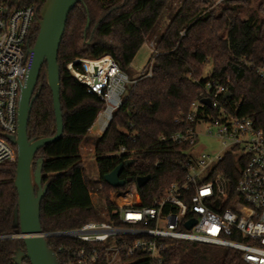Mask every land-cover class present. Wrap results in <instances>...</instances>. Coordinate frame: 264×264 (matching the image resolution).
Instances as JSON below:
<instances>
[{
    "label": "trees",
    "instance_id": "trees-1",
    "mask_svg": "<svg viewBox=\"0 0 264 264\" xmlns=\"http://www.w3.org/2000/svg\"><path fill=\"white\" fill-rule=\"evenodd\" d=\"M45 1L23 0V3L35 4L39 19ZM170 2L81 0L71 11L58 53L64 131L60 139L45 145L36 155L44 158L42 183L48 184L41 203L43 232L77 229L90 221L105 220L94 205V188L88 181L81 152L104 103L99 96L87 92L68 69L69 63L77 58L111 56L128 74L135 56ZM250 5V0L182 1L156 43L149 65L131 86L107 130L96 137L99 173L96 191L109 214L116 208L114 194L124 191L129 183L113 187L104 177L127 159L134 161L123 169L122 179L150 177L145 185L137 186L145 206L151 205L171 183L185 177L189 146L170 137L186 129L177 120L189 111L207 81L225 85L231 93V103L239 106L237 114L251 118L256 127L264 130V80L255 69L264 62V0H258L255 9ZM88 19L90 26L86 30ZM38 32L37 24L33 44ZM208 63H212V71L204 78ZM150 64L152 74L147 76ZM38 86L42 89L33 103L28 123L31 139L52 136L56 130L46 64L41 69ZM121 147L126 150L118 154ZM241 167L235 155L228 153L213 171L228 179L232 195L237 190ZM15 173L16 161L0 164V235L20 233L19 227L14 226L18 201ZM47 242L60 262L63 258L58 253L60 245L89 246L69 237H48ZM105 245H96L97 264L107 262ZM19 248L25 249L22 239H0V264H9ZM162 259L161 264H247L240 250L185 240L173 241ZM131 264L157 263L147 260Z\"/></svg>",
    "mask_w": 264,
    "mask_h": 264
},
{
    "label": "built area",
    "instance_id": "built-area-1",
    "mask_svg": "<svg viewBox=\"0 0 264 264\" xmlns=\"http://www.w3.org/2000/svg\"><path fill=\"white\" fill-rule=\"evenodd\" d=\"M37 24L35 4L0 0V164L17 159L16 147L6 136L17 133L21 87L33 62L32 38ZM92 63L101 64L96 72L91 70ZM151 65L147 76L152 74ZM68 69L89 94L103 101L95 121L101 135L137 79L130 80L111 56L77 58ZM255 69L264 80V62ZM227 92L225 85L207 81L189 111L177 120L186 129L170 138L189 146L185 177L171 183L151 205H143L133 182L114 194L116 208L112 214L103 213L105 220L90 221L77 229L44 232L46 238L69 237L89 244L60 245L61 264H97L96 245L100 243H106V264L147 260L161 264L175 240L234 248L242 251L247 264H264V130L251 118L237 114L238 104L224 98ZM202 129L220 141L222 151H196ZM125 150L121 147L118 154ZM228 153L242 163L234 195L228 179L213 174ZM191 221L194 223L188 229ZM19 236L0 235V239ZM9 264L16 263L12 259Z\"/></svg>",
    "mask_w": 264,
    "mask_h": 264
},
{
    "label": "water",
    "instance_id": "water-1",
    "mask_svg": "<svg viewBox=\"0 0 264 264\" xmlns=\"http://www.w3.org/2000/svg\"><path fill=\"white\" fill-rule=\"evenodd\" d=\"M81 0H46L38 19L39 32L32 51L34 58L25 83L21 87L18 108V129L16 135L6 138L16 147V173L14 184L18 192L17 207L14 211V226L19 227V239L25 244V249L19 248L13 257L16 264H61L57 253L49 246L46 234L41 225V203L47 194L48 184L43 185L44 158H36L37 152L45 145L51 144L63 135L64 123L60 100V65L58 53L63 40L68 17ZM90 26L87 20L86 30ZM46 64L47 84L52 91L53 107L56 119L54 135L31 139L28 133V123L32 106L40 94L41 86L37 87L41 69ZM101 64L92 63L91 70L96 72ZM224 98H231L227 92ZM204 102L210 103L208 99ZM134 160L127 159L119 164L112 172L105 175V181L113 187H122L135 182L137 186L145 185L149 176L130 177L122 179L123 169ZM194 222L187 223L190 229ZM28 259L29 263L24 260Z\"/></svg>",
    "mask_w": 264,
    "mask_h": 264
},
{
    "label": "rangeland",
    "instance_id": "rangeland-1",
    "mask_svg": "<svg viewBox=\"0 0 264 264\" xmlns=\"http://www.w3.org/2000/svg\"><path fill=\"white\" fill-rule=\"evenodd\" d=\"M183 0H171L169 6L164 11L163 15L155 25L153 31L150 33L147 41L141 47L137 55L135 56L132 64L130 65L128 75L130 80L138 79L141 77L143 70L149 65L152 58L154 47L156 43L161 38L162 34L166 30L171 18L179 9ZM219 3V2H218ZM251 8L255 9L258 4V0H250ZM153 49V50H152ZM212 71V63H208L204 70V78H208L210 72ZM98 123L95 122L93 129L97 130ZM96 137L89 134L85 142L82 145V159L83 165L87 171L88 181L94 190L92 191V199L97 210L103 214L105 213V206L100 194L96 191L99 186V173L96 163ZM196 151H213L218 153L222 151V145L220 141L214 137H210L205 134V130L202 129L199 136V144ZM104 215V214H103Z\"/></svg>",
    "mask_w": 264,
    "mask_h": 264
},
{
    "label": "crops",
    "instance_id": "crops-1",
    "mask_svg": "<svg viewBox=\"0 0 264 264\" xmlns=\"http://www.w3.org/2000/svg\"><path fill=\"white\" fill-rule=\"evenodd\" d=\"M89 134H91V135H93L95 137L99 136V134L97 133V130L93 129V126L91 127V130H89Z\"/></svg>",
    "mask_w": 264,
    "mask_h": 264
},
{
    "label": "flooded vegetation",
    "instance_id": "flooded-vegetation-1",
    "mask_svg": "<svg viewBox=\"0 0 264 264\" xmlns=\"http://www.w3.org/2000/svg\"><path fill=\"white\" fill-rule=\"evenodd\" d=\"M25 261V260H24Z\"/></svg>",
    "mask_w": 264,
    "mask_h": 264
}]
</instances>
